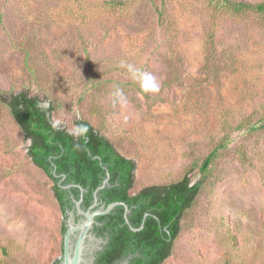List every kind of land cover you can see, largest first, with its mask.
I'll return each mask as SVG.
<instances>
[{
	"label": "rangeland",
	"instance_id": "1",
	"mask_svg": "<svg viewBox=\"0 0 264 264\" xmlns=\"http://www.w3.org/2000/svg\"><path fill=\"white\" fill-rule=\"evenodd\" d=\"M202 7L0 0V91L38 94L67 129L93 124L136 161L132 192L186 171L197 180L226 142L163 264H264V18L224 16L211 43ZM120 61L153 74L159 92L148 97ZM116 87L124 106H113ZM27 141L0 98V258L52 264L63 256L64 215Z\"/></svg>",
	"mask_w": 264,
	"mask_h": 264
},
{
	"label": "trees",
	"instance_id": "2",
	"mask_svg": "<svg viewBox=\"0 0 264 264\" xmlns=\"http://www.w3.org/2000/svg\"><path fill=\"white\" fill-rule=\"evenodd\" d=\"M202 3V11L210 22L208 37L213 43L218 21L224 16L254 15L264 18V0H198ZM114 8H125L129 0H107ZM166 8L159 11L160 19L165 20ZM144 92V91H143ZM145 93V92H144ZM148 97L150 93H145ZM2 102L18 123L25 138L31 141L28 155L32 161L42 168L53 181V191L63 213L66 208L68 190L63 185L79 184L92 192L102 184L110 172L106 187L98 192L108 205L115 201H124L129 205L130 222L140 227L143 220L145 226L137 231L131 229L126 222L125 206L117 205L108 214L99 217L105 222L109 231L110 243L106 251H113L123 245L127 239L135 241L134 252H160L162 261L172 253L173 244L181 231V221L199 195L211 167L226 142L218 144L203 160L199 178L193 180L189 171L177 181L167 184H153L141 188L136 194L132 189L135 184L136 161L123 155L114 143L87 120H77V124H87V138L79 140L68 135L65 127H53L51 113L53 106L43 107L38 94L29 90H20L3 94ZM79 144V147H77ZM66 178L61 181L62 177ZM71 190L78 192L79 186L73 185ZM88 198V195H87ZM90 200L87 201V204ZM148 215L144 219L145 213ZM63 223V232H65ZM169 238V241L167 240ZM4 251L8 254L7 248ZM61 258L52 264H59ZM0 264H4L0 258Z\"/></svg>",
	"mask_w": 264,
	"mask_h": 264
},
{
	"label": "flooded vegetation",
	"instance_id": "3",
	"mask_svg": "<svg viewBox=\"0 0 264 264\" xmlns=\"http://www.w3.org/2000/svg\"><path fill=\"white\" fill-rule=\"evenodd\" d=\"M66 178L63 176L61 181H63ZM69 184L73 183H67L64 184V189L68 190V195L66 197L67 203L64 215V227L65 232L68 227V219L70 217V213H74V221L75 223H78L82 219L85 218V216L81 213H78V208L76 206V201L80 200L82 198V189L78 192H74L71 190V187H65ZM139 191V190H138ZM138 191L133 192V194H136ZM88 195V198H87ZM90 200V203L87 204V201ZM95 202V192H92V197L90 196V191L87 188H84L83 190V200L81 202V207L83 210H88L92 205H94ZM98 202L99 204L91 210L94 211V209L100 208L105 204L106 202L99 197L98 195ZM131 210L129 211V214H131ZM128 214V216H129ZM148 214V212L145 213V215ZM105 215V214H104ZM144 215V219H145ZM103 215L96 216V223L93 224V227L91 229V232L93 236L95 235L96 238L94 240V237L92 239H88V243H90L91 252L88 254L89 257H92V261L90 264H163L168 258L166 257L162 261H158L161 257L160 252L155 253H140V252H134V247L137 246L135 241H132L130 239H127L128 241L125 242L123 245L116 247L113 249V251H106L108 244L110 243V235L109 231L105 228V222L99 220V217ZM144 222V220H143ZM142 222V223H143ZM145 224V223H144ZM64 232V233H65ZM169 241V238H167ZM63 257V256H62ZM61 257V259H62Z\"/></svg>",
	"mask_w": 264,
	"mask_h": 264
},
{
	"label": "water",
	"instance_id": "4",
	"mask_svg": "<svg viewBox=\"0 0 264 264\" xmlns=\"http://www.w3.org/2000/svg\"><path fill=\"white\" fill-rule=\"evenodd\" d=\"M65 177V175H64ZM110 179V172L107 171V177L104 179L102 184L95 190V202L88 210H83L81 207V202L83 200V190L84 187L79 184H69L65 187H70L72 185L79 186L82 189V198L76 201V206L78 208V213H81L85 216L84 219L75 223L74 221V213H70V217L68 219V227L66 232L64 233V240H63V257L59 264H90L92 261V257H89L88 254L91 252L90 243H88V239H92L96 236L92 234L91 229L93 224L96 223V216L108 214L112 211V209L117 205H124L125 206V218L126 222L130 225L131 229L134 231L142 229L145 224L144 222L141 224L140 227H135L131 224L129 219V205L124 201H115L111 202L108 205L103 204L100 208L91 209L96 207L98 202V192L105 188L107 183ZM148 214L145 215V217Z\"/></svg>",
	"mask_w": 264,
	"mask_h": 264
},
{
	"label": "clouds",
	"instance_id": "5",
	"mask_svg": "<svg viewBox=\"0 0 264 264\" xmlns=\"http://www.w3.org/2000/svg\"><path fill=\"white\" fill-rule=\"evenodd\" d=\"M119 67L126 68L127 72L130 74V78L138 82L140 85V88L145 93H157L160 90V84L158 83L156 77L151 74L150 72L144 71L142 68H139L133 64L126 63L125 61H120ZM110 96L112 98L113 106L115 107L117 104L124 106L127 104L126 97L124 95V92L121 88L116 87L114 91L110 93ZM77 119H79V116L77 115ZM125 120H127V117H125ZM54 128H61L62 124L60 121H55L53 123ZM65 130L68 132V135L72 136L74 139L79 140L81 138H87V133L89 131L88 125L81 123L74 125L71 129L65 128ZM28 146H30L31 141H27ZM77 147H79V144H77Z\"/></svg>",
	"mask_w": 264,
	"mask_h": 264
}]
</instances>
